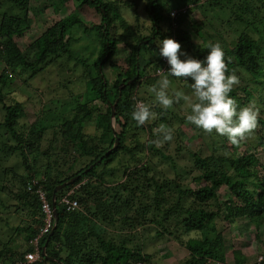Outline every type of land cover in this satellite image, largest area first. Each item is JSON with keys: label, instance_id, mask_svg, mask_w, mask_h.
I'll list each match as a JSON object with an SVG mask.
<instances>
[{"label": "trees", "instance_id": "obj_1", "mask_svg": "<svg viewBox=\"0 0 264 264\" xmlns=\"http://www.w3.org/2000/svg\"><path fill=\"white\" fill-rule=\"evenodd\" d=\"M75 1L77 7L82 5L93 7L101 17L96 27L101 29L99 36L102 53L94 60L92 66H94L95 71L94 73L89 71L87 79L93 99L101 101V105L94 114L95 126L99 133L94 136L83 134L82 122L91 119V107L86 105L85 108L82 104L83 113L76 112L73 119L66 120L53 128L57 137H54L48 146V149L53 148V151L50 153L43 152L40 146V137L45 127L35 128L33 126L29 128L27 133L18 130V119L23 115L20 104L2 105L4 116L0 125L14 140V145L10 148L12 153L20 154L24 164L27 155H30L32 161L35 162L44 155L45 164L40 165L39 172L33 167L34 164L25 165L26 172L18 177L17 184L20 191L16 193V196L12 194L11 198L15 201L20 198L21 206L27 208L28 217L22 226L16 228L15 234L17 235L18 232L22 234L23 241L19 244L21 248L17 246L12 249L0 241V264L15 263L23 257L24 253L31 251V241L35 238L38 228L42 224L39 205L34 192L35 187L28 190L27 186L32 185L33 180H37L36 185L45 190L51 202L55 186L68 181L75 175L79 176L72 183L56 191L57 223L50 235L46 234L39 239V247L42 249V245L49 235L46 253L51 257L58 258L62 263H146L149 255L142 252L141 248H128L116 244L106 237L108 230L111 229L110 226L124 219V224L132 228L141 227L145 221H149L159 227L157 229L158 236L167 234L169 237L177 239L186 250V256L180 264H250L248 257L241 254L239 249H232L231 254L227 253L228 248L225 245L223 229L225 227L224 222L228 223L229 220L235 218H245L254 225L256 233L264 230V192L258 191L261 186L259 175L253 168L246 169V166L257 163L252 154L241 158H232L230 155L201 157L199 154H193L194 163L203 169L194 177L200 184L198 187L182 190L177 185L175 189L178 195L175 197L169 194V189L166 193V190L163 189L164 181L160 182L162 188L161 186L157 187L158 190H155L153 195L154 205L145 203L141 206L142 219L126 214L131 212L128 210L138 204L139 198L143 197L140 196L141 193H143L144 188L146 190L149 188L148 185L151 180L155 185L159 184L153 176H148L150 169H152L151 165L153 166V163L149 161L150 155L158 151L163 158L168 157L160 148L156 147L155 143H152L153 138H147L145 142L142 141L146 131H148L147 135H154L150 123L146 122L147 125L137 126L131 116L136 102L146 98V96L138 94L139 87L148 82H158L159 77L167 74L166 71L155 74L156 69L162 65L159 60L160 57L154 54V52H158L159 39L170 36L179 41L180 44L185 43L189 49L192 48L195 58L202 59L203 53L207 49L206 47L195 48L194 42L185 30V21L192 12V7L216 3L218 0H206L205 2L184 0L182 5L190 4L192 7L187 13L177 18L175 27L172 26V21L169 18L172 5L166 0H148V7L152 6L150 11L151 25L139 30L134 27L132 29L127 28L130 35L124 38H116L113 29L115 27L114 20L120 18L121 15L117 2L113 0ZM18 2L25 4L27 9L29 8V0H18ZM163 3L166 5L164 9ZM241 18L240 14L234 18L239 23V28L231 32L234 35V43L224 48L228 71L230 73L235 72L240 78V84L234 86L230 93L237 101L238 107L248 105V102L254 98L249 87L251 82L260 84V90L264 95V43L259 42L245 30V27L250 25L248 23L245 25ZM5 20L0 21L1 83L5 82L2 79L3 73H9L11 76L21 75V72L26 69H36L49 54L55 53L56 56H60V51L61 54L70 52L64 38L66 24L61 20L50 25L23 50L14 40L15 36L21 35L27 28V26H21L24 24L23 19L13 15L8 16ZM27 20L26 17V22ZM120 23L123 26L127 24L123 20ZM161 24L165 25V29L161 28ZM144 31L149 32V34L143 35ZM121 41L124 46L119 48L118 43ZM143 52H146L147 55L143 56ZM116 56H123V63L119 65ZM107 63L112 67V70H119L110 81L101 70ZM135 75L137 76L131 84H125ZM6 76L7 79L10 78L8 74ZM122 83L125 85L119 89V85ZM146 86L148 85L146 84ZM116 98L118 100L115 106L114 121L118 129H114V134L111 128L110 105ZM147 100L146 98L144 102L147 103ZM257 109L260 113L257 121L264 128V96ZM158 110L161 109L158 108ZM134 123L136 126L133 127ZM140 132L144 133V136H141ZM115 135L119 138L116 148L108 155L103 156L101 161L93 167L85 170L112 147ZM77 136L79 137L78 141H75ZM133 136L135 137L134 141L130 143L133 146L125 144ZM54 143L55 146H52ZM253 145L261 147L264 155V137L257 136ZM223 146L221 144L220 147L223 148ZM144 151L148 155L146 160H144L145 155L143 157L139 155ZM122 152L129 154L130 159H138L140 162L127 163L122 173L123 181L116 182L115 186L112 187L106 182L105 176L111 170L107 165L118 159ZM210 160H216L222 165L230 164L237 172L235 178L231 180L230 173L224 167L218 170L210 166ZM256 166L263 168L264 163H258ZM241 168L246 170L240 172ZM8 171L10 170L5 167L1 173ZM165 183L168 184L171 181L166 180ZM76 184H79V187L74 190L73 197L78 199L81 206L72 212H67L59 203V198L67 190L74 188ZM224 185L229 187V196L220 203L217 189ZM90 201L96 204L93 210L88 205ZM18 202L14 204L15 210L20 206ZM214 206L215 209H213ZM218 217L223 221L222 227L215 225ZM98 219L103 223L108 222V225L103 224ZM208 229L213 232V236H209ZM7 260L8 263H5ZM34 264L60 263L49 261L42 255L41 261ZM251 264H264V259L262 257L260 260H254Z\"/></svg>", "mask_w": 264, "mask_h": 264}, {"label": "rangeland", "instance_id": "obj_2", "mask_svg": "<svg viewBox=\"0 0 264 264\" xmlns=\"http://www.w3.org/2000/svg\"><path fill=\"white\" fill-rule=\"evenodd\" d=\"M113 1L117 2L121 13L120 18L114 20L115 27L113 29L116 38L129 36L130 32L127 28L132 29L134 27L139 30L151 25V9L148 7V0ZM183 1L166 0L172 7L182 6ZM21 4L18 0H0V21H6L5 19L8 16L17 15L23 19L24 24L21 26H27L21 35L14 38L20 49H25L50 25L61 20L66 24L64 38L70 52L61 54L60 51V56H56L55 53L49 54L36 69H26L21 72V75L2 74V79L5 82H0V124L4 116L2 105L19 103L21 109H23V115L18 119V130L27 133L29 128L33 126L35 128L45 127L40 137V146L43 152L50 153L53 148L49 150L48 146L54 137H57V134L53 132V128L66 120L73 119L76 112L83 113L82 104L85 108L86 105L91 107V119L82 122L83 134L94 136L99 133L95 126L94 114L101 105V101L93 99L87 79L89 71L92 73L95 71L94 66H92L94 60L102 53L99 36L101 29L96 27L101 17L89 5L77 7L75 0H29L28 9L25 4ZM162 7L164 9L166 5L163 3ZM191 9L192 12L185 21V30L194 42L196 49L205 47L209 42H217L223 49L234 43V35L231 32L239 28V23L234 19L239 14L243 23L250 25L245 27V30L258 39L259 42L264 43L262 41L264 39V0H218L216 3L201 4V6L192 7ZM26 17L29 20L27 22ZM122 20L127 24L120 25ZM161 28L165 29V25L161 24ZM147 34L149 32H143V35ZM118 45L119 48H122L124 43L121 41ZM181 47L186 53L195 58L192 48L189 49L185 43H181ZM143 53V56L147 55L146 52ZM206 53L207 51L203 55H206ZM116 57L119 65L123 63V56ZM40 67L42 68L40 69ZM101 70L106 74L109 81L119 71L112 70L108 63ZM7 74L10 76L8 79ZM160 78H158V81ZM169 79L171 80L170 93L178 89H183L185 92L189 91L187 81L175 77H169ZM150 83L140 86L138 94L146 96L147 103L152 105L155 119L149 121V123L153 128L154 135H147L148 131H146L145 136L144 133H140L141 136H144L142 141L145 142L147 138H153L152 143H155L156 147L160 148L168 157L163 158L158 151L150 155L149 161L153 163V166L151 165L152 169H150V175L148 176H153L159 184L155 185L151 180L148 185L149 188L147 190L144 188L143 193L140 195L143 197L139 198L136 206L128 210L131 212H127V215L142 219L141 206L145 203L151 204V206L154 205L153 195L155 190H158L157 187L161 186L162 188L160 182L164 181L163 189L166 190V193L169 189V194L175 197L178 195L175 189L177 185L182 190L198 187L200 184L194 177L203 169L194 163L193 154H199L201 157L230 155L232 158H241L252 154L257 163L246 166V169L253 168L256 170L261 182L258 191L264 192V167L256 166L258 163H264V155L261 147L253 145L257 136L264 137V128L259 122H257V127L244 140L234 145L226 137L218 136L215 133L206 134L190 124L186 119L189 110L184 102L174 104L166 110L163 109L162 106L156 103L154 93L151 91L154 85L158 86V82ZM249 87L254 94V98L251 102H248V105H252L257 109L264 96L262 90H260L261 85L251 82ZM145 99H140V101L144 102ZM158 108L161 110H158ZM111 123L114 129H118L115 121L112 120ZM162 125L173 130L171 141H163V137L158 131ZM132 126L134 127L136 124L134 123ZM3 129L0 125V241L15 249L17 246L20 247L19 244L23 241L21 233L15 234L16 228L23 225L28 215L27 208L21 206L20 198L15 201L11 197L12 194L16 196V193L20 191L17 182L20 174L26 172L25 165L31 166V164H34L33 167L39 172L40 165L45 164V157L42 155L35 162L32 161L30 155H27L24 164L20 154L12 153L10 148L14 145V140ZM128 136H131V134H128ZM134 136L129 141L127 140L125 144L130 145L134 141ZM78 138V136L75 137V141H78ZM221 144L224 145L223 148L220 147ZM52 146H55V143ZM130 146H133V144ZM139 155L140 157L145 155L144 160L148 158L146 151ZM129 156V154L122 152L118 159L107 165L111 170L105 176L106 182L112 187L115 186L116 182L123 181L122 173L127 163L140 162L138 159H130ZM210 166L218 170L224 167L230 173L231 180L235 178L237 173L228 163L222 165L216 160H210ZM5 167L10 171L1 173V170ZM246 169L241 168L240 172H244ZM166 180L171 181V183H165ZM250 187L252 186L250 185ZM217 190L219 202L222 203L229 196V187L224 185ZM17 202L20 206L15 210L14 204ZM88 205L91 210L96 206L93 201L88 202ZM213 209H215V206ZM124 223L125 220L123 219L111 225L106 237L114 243L128 248H141L142 252L149 255L148 261L142 264H180L185 258L186 250L177 239H173L167 234L157 235L158 226L145 221L143 226L132 228ZM103 224L108 225V222ZM215 225L222 227V219L216 218ZM224 225L223 236L228 254H231L232 249H239L241 254L248 257L250 264L254 260L262 259V257L264 259V230L256 233L254 225L245 218L231 219L228 223L224 222ZM208 234L210 237L213 236L210 229H208ZM5 263H8V260Z\"/></svg>", "mask_w": 264, "mask_h": 264}, {"label": "clouds", "instance_id": "obj_3", "mask_svg": "<svg viewBox=\"0 0 264 264\" xmlns=\"http://www.w3.org/2000/svg\"><path fill=\"white\" fill-rule=\"evenodd\" d=\"M157 46L158 52L154 54L163 57L168 68L167 74L161 76L158 86L154 85L151 91L163 109L184 102L189 110L186 119L190 124L206 134L226 137L234 145L257 127L258 110L252 105L238 107L230 95L234 86L240 84V78L228 71L225 52L219 43L209 42L202 59L186 53L180 42L170 36L159 39ZM169 77L187 81L189 91L178 89L170 93ZM131 116L137 126L155 119L152 105L143 101L136 102ZM158 131L164 142L173 139L172 129L162 125Z\"/></svg>", "mask_w": 264, "mask_h": 264}, {"label": "built area", "instance_id": "obj_4", "mask_svg": "<svg viewBox=\"0 0 264 264\" xmlns=\"http://www.w3.org/2000/svg\"><path fill=\"white\" fill-rule=\"evenodd\" d=\"M192 5H182L179 7H172L169 11V18L172 21V26H176V20L182 14L187 13ZM160 57V56H159ZM162 65L156 69L155 74L164 73L167 68V62L163 57L159 58ZM164 70L163 72L161 71ZM32 185L29 184L27 186L28 190H32L35 187L34 192L36 194V198L39 205V210L41 214L42 224L39 226L37 234L35 238L31 241L32 250L24 253L23 257L17 260L12 264H34L36 262L41 261V248L39 247V239L46 234H49L54 226H55V213L52 208V202L47 197V194L44 189H42L39 185H36L37 180L32 181ZM79 187V184H76L74 188H70L59 198V203L65 208V211L72 212L77 209L80 204L76 197H73L74 190Z\"/></svg>", "mask_w": 264, "mask_h": 264}, {"label": "water", "instance_id": "obj_5", "mask_svg": "<svg viewBox=\"0 0 264 264\" xmlns=\"http://www.w3.org/2000/svg\"><path fill=\"white\" fill-rule=\"evenodd\" d=\"M150 8H151V10H152V6H151ZM105 57H106V56H105ZM136 76H137V75H135L132 79L128 80L125 84H131V83L135 80ZM125 84H123V83L120 84V85H119V89H121L122 86L125 85ZM119 95H120V90H119ZM117 100H118V98H116L115 101H114L113 103H111V105H110V110H111L110 119H111V122H112V120L114 121V113H115V106H116ZM111 128H112V131H113L114 134H115L114 126L112 125V123H111ZM118 142H119V138L115 135L114 143H113L112 147H111L110 149L106 150V151H105V152H104V153H103V154H102V155H101L96 161H94L92 164H90L85 170H88L89 168H91V167H93L95 164H97L99 161H101V159L103 158V156L108 155L113 149L116 148ZM78 176H79V175H75V176H73L72 178H70L68 181L63 182V183H61V184L55 186V188H54V190H53V193H52V200H51V202H52V208H53V211H54V213H55V225H56V223H57V211H56V205H55V193H56V191H57L58 189H60V188H62V187H64V186H66V185L69 184V183H72V182H73ZM54 227H55V226H54ZM51 232H52V231H51ZM51 232H50V233H51ZM50 233H49V235H50ZM49 235L47 236V238H46L44 244L42 245V249H41V253H42V255H43L47 260H49V261L57 262V263H60V264H65V263H62L58 258L51 257V256H49V255L46 253V246H47V242H48V239H49Z\"/></svg>", "mask_w": 264, "mask_h": 264}, {"label": "crops", "instance_id": "obj_6", "mask_svg": "<svg viewBox=\"0 0 264 264\" xmlns=\"http://www.w3.org/2000/svg\"><path fill=\"white\" fill-rule=\"evenodd\" d=\"M201 1L203 2V0H200V2H201Z\"/></svg>", "mask_w": 264, "mask_h": 264}]
</instances>
